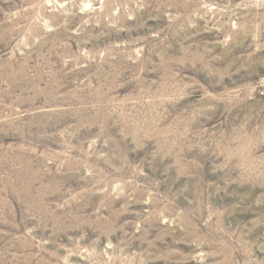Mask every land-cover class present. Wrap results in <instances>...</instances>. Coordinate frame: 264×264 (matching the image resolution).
<instances>
[{"label":"rangeland","instance_id":"1","mask_svg":"<svg viewBox=\"0 0 264 264\" xmlns=\"http://www.w3.org/2000/svg\"><path fill=\"white\" fill-rule=\"evenodd\" d=\"M0 264H264V0H0Z\"/></svg>","mask_w":264,"mask_h":264}]
</instances>
